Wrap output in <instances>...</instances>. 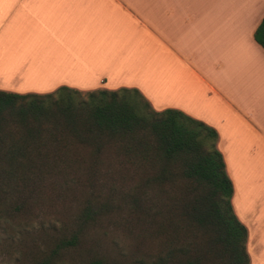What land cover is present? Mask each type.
Segmentation results:
<instances>
[{"label":"crops","instance_id":"crops-1","mask_svg":"<svg viewBox=\"0 0 264 264\" xmlns=\"http://www.w3.org/2000/svg\"><path fill=\"white\" fill-rule=\"evenodd\" d=\"M263 19L264 0H0V91L135 88L214 129L264 264Z\"/></svg>","mask_w":264,"mask_h":264},{"label":"trees","instance_id":"trees-1","mask_svg":"<svg viewBox=\"0 0 264 264\" xmlns=\"http://www.w3.org/2000/svg\"><path fill=\"white\" fill-rule=\"evenodd\" d=\"M254 39L264 48V19ZM217 140L214 129L180 111H155L135 88L85 98L67 87L0 91V194L84 179L133 202L158 244L152 264H250Z\"/></svg>","mask_w":264,"mask_h":264},{"label":"rangeland","instance_id":"rangeland-1","mask_svg":"<svg viewBox=\"0 0 264 264\" xmlns=\"http://www.w3.org/2000/svg\"><path fill=\"white\" fill-rule=\"evenodd\" d=\"M101 186L58 179L0 194V264H152L158 244L133 202Z\"/></svg>","mask_w":264,"mask_h":264}]
</instances>
